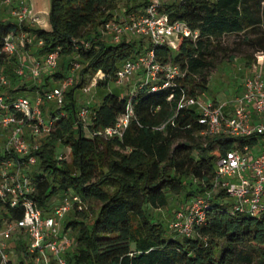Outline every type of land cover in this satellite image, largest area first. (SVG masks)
<instances>
[{"label":"trees","instance_id":"trees-1","mask_svg":"<svg viewBox=\"0 0 264 264\" xmlns=\"http://www.w3.org/2000/svg\"><path fill=\"white\" fill-rule=\"evenodd\" d=\"M49 2L48 28L0 18V72L6 79L0 84L5 104L0 113L20 116L13 101L28 89L40 96L42 111L49 101L45 93L54 87L50 85L61 82L74 61L79 63L77 80L64 89L61 104L54 102L56 106L49 108V118H43L45 125H39L44 136L30 144H36L30 148L36 165L25 173L33 185L28 195L44 213L50 211L53 196L66 193L79 197L71 208L76 216L84 215L81 204L98 203L88 220L73 217L65 223L66 228L75 230L68 264H264V211L236 210L224 188H213L220 154L234 147H254L259 135L201 134L203 124L196 109L177 107L182 92L201 94L207 90L209 71L225 48V37H234L233 48L245 45L264 57V0L161 1L159 10L169 20H184L198 32L195 39L181 35L176 47L165 42L151 44L159 60L176 62L184 75L166 86L152 88L151 83H144L127 94L106 91L90 106L86 126L78 114L76 87H82L86 76L98 71L96 86L114 80L119 64L144 50L143 39L112 41L103 35V23L116 17L119 0ZM143 4L144 0L125 2L124 12L134 13ZM20 31L35 37L33 52L37 57L58 51L59 68L43 74L40 83L19 81L20 58L3 49L4 37ZM128 97L134 117L122 135L100 134L99 129L112 124L124 111ZM57 143L69 147V159L58 156ZM11 157L22 159L12 149L0 150V163ZM180 189L190 201L205 198L204 219L194 223L189 234L178 232L169 223L166 232L164 223L152 212L168 204L170 193ZM0 207V221L23 214L19 203L11 206L0 200ZM15 247L16 260L9 259V264H34L21 237ZM29 255L30 260L25 261Z\"/></svg>","mask_w":264,"mask_h":264},{"label":"built area","instance_id":"built-area-1","mask_svg":"<svg viewBox=\"0 0 264 264\" xmlns=\"http://www.w3.org/2000/svg\"><path fill=\"white\" fill-rule=\"evenodd\" d=\"M13 0H1L11 3ZM21 10L12 9L19 18L30 15L26 0H18ZM161 0H144V4L134 13L115 11L116 17L103 23L102 33L112 41H118L126 34L139 35L147 42L144 50L135 57L124 59L115 72L114 81L122 83L124 78L136 77V86L151 83L152 88L175 83L177 78L184 75V70L171 60L161 61L155 56L151 44L165 42L176 47L181 35L195 39L197 30L181 19L169 20L166 13L159 10ZM127 38V37H126ZM40 42V40H39ZM3 49L13 52L16 49L14 35L8 33L4 37ZM58 63V51L52 50L42 58L32 60L29 71L36 76L44 67L54 68ZM73 62L70 72L59 85L46 91V99L57 104L63 101L64 89L73 82V70L78 67ZM1 70V63H0ZM18 73H23L20 64ZM99 73V71H98ZM5 76L0 72V84L5 82ZM138 82V83H137ZM133 87V89L135 88ZM200 94L182 92L177 99V107L192 106L198 112L197 119L203 124L201 134L212 135L223 132L230 135H259L258 151L244 145L224 151L216 160L213 188H224L234 200V209L251 213L264 211V74L261 70H250L245 76L242 89L235 94L230 102H218L213 99L201 98ZM40 96L36 99V107L25 96H19L13 101L15 110L21 112L17 116L13 112L0 113V126L9 127L10 134L6 148L12 149L22 159L14 157L3 159L0 163V200L9 205L21 204L23 214L18 218L5 219L0 229V264H9L8 248L11 238L16 232H25L29 237L28 249L33 254L34 264H49L52 258L56 264H68L65 257L67 247L73 240L59 232L60 219L72 208L78 195L66 193L54 203L48 213H44L35 201L28 195L33 189L29 177L18 171L26 164L36 161V156L30 153V145L22 137L24 119H36L32 123L35 131L39 125H45L39 108ZM4 97L0 92V107H4ZM89 109L82 106L79 117L85 119ZM134 117L131 98L128 97L125 109L115 121L98 130L104 136H121L125 127ZM47 128V127H45ZM256 144V145H257ZM14 167L16 169L14 170ZM209 195V192L206 194ZM203 196L194 197L184 208H178L169 222V226L180 233L189 234L194 223L204 219Z\"/></svg>","mask_w":264,"mask_h":264},{"label":"rangeland","instance_id":"rangeland-1","mask_svg":"<svg viewBox=\"0 0 264 264\" xmlns=\"http://www.w3.org/2000/svg\"><path fill=\"white\" fill-rule=\"evenodd\" d=\"M164 1H170V0H161ZM133 2H139V0H133ZM47 3V1H46ZM119 8L118 11L124 12V4L125 0H119ZM46 5V4H45ZM44 6V5H43ZM138 10V9H137ZM135 10V12H137ZM12 21H16V17L13 16ZM126 37L128 39H135L138 41L141 39V36L134 35L131 33L126 34ZM234 37L229 36L225 37L224 40V46L225 48L219 52L218 57L215 60V63L213 67H211L209 74H208V88L205 92H202L199 97L201 98H208V99H216V101L222 103V102H230L235 94L239 93L241 91V85L243 84V80L245 76L250 72V70L258 69L261 70L264 74V57L256 50L250 49L245 45H240L239 47L233 48V46H236L232 43ZM14 42L16 49L14 52H16L17 56L20 58V64H22L24 68V72L21 73V76L19 78V81H25L29 85L33 82L40 83L43 79V71L44 68H42L38 75L34 76L29 71V66L32 62V60H29L28 54L26 53V48L24 47L23 43L21 41H18L16 37H14ZM147 42L143 40V45L145 46ZM31 49H34V46L31 47ZM34 53V52H33ZM229 56L232 58L229 59ZM59 68V64L56 66ZM79 68L75 67L73 70V82H75L79 75ZM100 73L95 72L91 75L86 76V82L82 87H76L75 90V96H76V103L79 108L82 106H87L88 109H90V106H93L94 104L98 103L100 99L102 98V95L106 91H115L120 94H127L133 89V87L136 86V77L134 78H124L122 83H118L114 80H109L107 85H100L96 86V78ZM58 82H53L50 86L56 85ZM71 85V84H70ZM68 85V86H70ZM67 86V87H68ZM26 96L33 107H36V99L38 98V93L35 91H31V89L27 90L26 94H23ZM42 113L41 116L47 120L49 118L48 110L49 108H54L56 104L54 101L49 100L45 104H43ZM40 108V106H39ZM90 119V114L88 113L86 115V118L83 120L84 126H86L88 120ZM84 129L87 132V128L84 127ZM88 133V132H87ZM10 134V128L6 127L3 128L0 126V150L2 148L6 147V141L8 139V136ZM22 137L29 143L32 144L35 141H40V139L44 136L42 131L38 130L35 131L33 128V125L31 122H23L22 123ZM56 150L58 156H63L66 159H69V147L65 146L63 143H57L56 144ZM35 162L32 164H26L22 166V168H19L18 171L20 173H28L29 170L35 167ZM16 167H14V170ZM183 189H180L177 192H172L169 195V202L165 206L154 208L152 210L153 214L156 216L157 219L161 220L165 227L166 232H169L168 223L172 219L174 215L175 208H184L187 204V202L190 201V198L185 199L183 196ZM60 197L53 196L51 198V202L57 201ZM228 199H232L231 197H228ZM80 208L84 210V215H78L76 216L73 209H70L61 219L59 224V232L60 234H64L65 237L74 239L75 230L71 227L66 228L65 223L68 218H83L85 220H88L91 218L94 213L96 212V209L98 207V203L93 201L91 203H85L84 205H80ZM1 207H0V215H1ZM4 218L0 221V229L2 228ZM134 228H136V221L133 222ZM21 237V240L23 241L24 246L28 249L29 244V237L25 232H16L12 238H11V245L8 248V257L11 260H16V255L18 253L17 248L15 247V241H17V238ZM74 248V240L73 243L67 247L65 252V257H67L68 253L72 252ZM29 250V249H28ZM30 256H27L25 258L26 260H30ZM33 257V256H32ZM33 259V258H32ZM34 263V259H33ZM49 264H56L55 261L51 258Z\"/></svg>","mask_w":264,"mask_h":264},{"label":"crops","instance_id":"crops-1","mask_svg":"<svg viewBox=\"0 0 264 264\" xmlns=\"http://www.w3.org/2000/svg\"><path fill=\"white\" fill-rule=\"evenodd\" d=\"M47 1V3H46ZM140 1V0H139ZM1 2V0H0ZM125 2H129V4L133 3V0H125ZM25 4L27 7L30 8V15L24 16L23 18H19V16L12 12V9H16L18 11L21 10V5L19 4L18 0H13L11 3H2L0 7V18L1 19H13V16L16 17V21L20 23H25L30 26L33 25H40L42 27L48 28L49 22H48V11H49V0H26ZM46 4V5H45ZM44 5V6H43ZM140 6L138 7V9ZM14 37L17 38L18 41H21L23 43L24 47L26 48V53L28 54L29 60H34L37 57L35 53H33L34 49H31L32 46L35 47L34 42L35 37L31 34V32L28 31H20L17 34H14ZM39 42V40H38ZM52 68L51 67H44L43 74L45 75L48 73ZM60 84V81L53 86H57ZM242 88V85H241ZM254 153L258 151V144L255 145L253 148ZM59 199H57L56 202H58ZM55 202H51L50 208Z\"/></svg>","mask_w":264,"mask_h":264}]
</instances>
